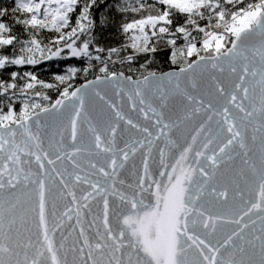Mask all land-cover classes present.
Returning a JSON list of instances; mask_svg holds the SVG:
<instances>
[{
  "label": "snow or ice",
  "instance_id": "obj_1",
  "mask_svg": "<svg viewBox=\"0 0 264 264\" xmlns=\"http://www.w3.org/2000/svg\"><path fill=\"white\" fill-rule=\"evenodd\" d=\"M0 264H264V0H0Z\"/></svg>",
  "mask_w": 264,
  "mask_h": 264
},
{
  "label": "trees",
  "instance_id": "obj_2",
  "mask_svg": "<svg viewBox=\"0 0 264 264\" xmlns=\"http://www.w3.org/2000/svg\"><path fill=\"white\" fill-rule=\"evenodd\" d=\"M111 39L116 40L119 39V37L112 36ZM69 66L82 67L83 65H81L79 62L75 60H68V61L52 60V61H45L42 64L35 66L34 68L32 66H26V68L27 70L33 71L40 79L51 82L54 74H64L66 68ZM135 67L138 68L139 65H136ZM179 67H180L179 64L173 65L170 60L164 62L163 58L161 57L160 59L154 61L153 68L151 70L157 71V73H159L160 71L177 69ZM119 70H123L125 72L128 71L127 68H120ZM138 74L139 73H136V75ZM92 78H94V74H90L87 77V79H92ZM84 81L85 78L81 74L76 78V80L72 82L73 87L78 86ZM48 95H49V101H45L44 102L45 104L53 103L54 100L60 98L59 94L54 89L49 90Z\"/></svg>",
  "mask_w": 264,
  "mask_h": 264
},
{
  "label": "water",
  "instance_id": "obj_3",
  "mask_svg": "<svg viewBox=\"0 0 264 264\" xmlns=\"http://www.w3.org/2000/svg\"><path fill=\"white\" fill-rule=\"evenodd\" d=\"M179 70V68H177V69H170V70H167V71H165V72H168V71H178ZM92 79H94V78H92ZM86 81H84V82H82L81 84H79L78 86H76V87H80L81 85H83L84 83H85ZM57 99H59V98H57ZM55 102V100L53 101V103ZM127 110V109H126ZM133 117L135 118V114H133Z\"/></svg>",
  "mask_w": 264,
  "mask_h": 264
}]
</instances>
